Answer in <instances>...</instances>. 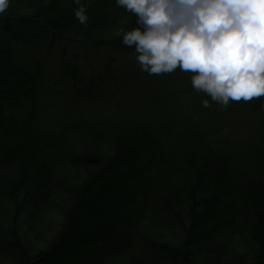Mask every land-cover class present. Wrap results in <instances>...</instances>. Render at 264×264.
<instances>
[{
	"label": "trees",
	"instance_id": "1",
	"mask_svg": "<svg viewBox=\"0 0 264 264\" xmlns=\"http://www.w3.org/2000/svg\"><path fill=\"white\" fill-rule=\"evenodd\" d=\"M81 3L0 15V264H264L260 131L170 110L127 60L136 17Z\"/></svg>",
	"mask_w": 264,
	"mask_h": 264
},
{
	"label": "clouds",
	"instance_id": "2",
	"mask_svg": "<svg viewBox=\"0 0 264 264\" xmlns=\"http://www.w3.org/2000/svg\"><path fill=\"white\" fill-rule=\"evenodd\" d=\"M74 16L87 24V5ZM11 0H0V15ZM136 17L122 43L148 75L190 76L202 106L264 97V0H115Z\"/></svg>",
	"mask_w": 264,
	"mask_h": 264
},
{
	"label": "rangeland",
	"instance_id": "3",
	"mask_svg": "<svg viewBox=\"0 0 264 264\" xmlns=\"http://www.w3.org/2000/svg\"><path fill=\"white\" fill-rule=\"evenodd\" d=\"M115 59L119 60L117 58ZM127 60H131L135 63V69L140 73L138 76L141 77L143 81L150 86L158 88L164 95L172 98L164 102L166 107L167 104L170 105V110L179 107L185 114L200 116L204 122L210 121L212 123L211 128H214L213 122L220 124L223 121L221 125H227V127L232 129L236 137L253 136L256 131H260L261 135L264 137L263 105L260 106L258 110L255 108H251L250 110L247 108L246 102L241 100L237 104L240 109L234 111L227 109L224 115L215 114L213 111H210L209 108L202 106V93H197L192 89L189 74L177 70L172 74L150 76L140 69L133 56ZM238 140L244 141L245 139L238 138Z\"/></svg>",
	"mask_w": 264,
	"mask_h": 264
}]
</instances>
